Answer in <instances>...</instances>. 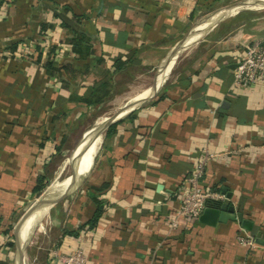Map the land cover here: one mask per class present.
<instances>
[{
    "label": "crops",
    "instance_id": "obj_1",
    "mask_svg": "<svg viewBox=\"0 0 264 264\" xmlns=\"http://www.w3.org/2000/svg\"><path fill=\"white\" fill-rule=\"evenodd\" d=\"M260 2L0 0V264L29 259L61 264L57 257L77 247L86 254L85 264H264V244L255 241L247 251L236 240L246 231L264 242V86L233 84L246 46L264 37ZM78 31L92 38L100 64L94 56L80 60L72 52L68 41ZM180 41L188 42L186 50L180 48L184 56L166 62ZM53 47L57 51L51 56ZM49 56L75 72L48 75L43 65ZM126 57L141 68L159 62L156 57L163 58V66L176 64L164 71L156 92L147 91L114 129L82 133L63 164L86 159L80 173L92 161L93 166L83 183L49 209L50 200L69 184L50 185L51 177L93 112L80 99L89 86L108 79L115 60ZM82 65L89 67L86 72ZM91 140L96 143L88 156ZM205 149L213 157L202 185L223 196L208 200L206 207L229 203L252 222L250 231L237 220L207 224L178 215L183 181ZM40 177L50 185L47 196L16 228L45 190L32 193ZM95 200L101 215L88 228ZM45 202L50 233L47 243L36 247L40 256L29 258L26 241L36 225L27 234L28 225Z\"/></svg>",
    "mask_w": 264,
    "mask_h": 264
},
{
    "label": "built area",
    "instance_id": "obj_2",
    "mask_svg": "<svg viewBox=\"0 0 264 264\" xmlns=\"http://www.w3.org/2000/svg\"><path fill=\"white\" fill-rule=\"evenodd\" d=\"M233 84L237 88L264 86V37L254 40L246 46L244 56L233 71ZM213 157L208 150H203L191 174L183 181L181 188V207L178 212L192 221L199 220L207 208L208 200H220L223 196L216 190L202 185L206 165ZM175 223L173 222L172 225ZM237 243L248 250L255 248V238L246 231L238 234ZM55 254V253H53ZM59 258L61 264H85L86 254L81 247L70 250Z\"/></svg>",
    "mask_w": 264,
    "mask_h": 264
},
{
    "label": "rangeland",
    "instance_id": "obj_3",
    "mask_svg": "<svg viewBox=\"0 0 264 264\" xmlns=\"http://www.w3.org/2000/svg\"><path fill=\"white\" fill-rule=\"evenodd\" d=\"M258 14L261 15V16H264V8L263 9H258ZM187 41V40H186ZM186 41H180V43H182L180 45V47L178 48V50L174 53V55L172 56V58L177 55H179L178 59H177V62L181 59L182 56H184V51L180 52V48L182 46H186L188 42ZM178 44V45H179ZM156 59L159 61L156 63H154L152 66L150 67H143V68H140V70H137V72L133 71V79L131 80H127L125 82V90L123 92H121L120 94H116L107 104L106 106L101 109V110H96L95 108H92L93 109V112L91 113V116L89 117V122L87 124H84V126H82L78 132L76 133V136L74 137V144L71 145L70 149H68L69 151L66 152L63 156V161L60 162V165L57 169V172L56 174L51 177V182H50V185L55 182V181H63L64 179H66L67 177H69L71 175V173L74 171V168L78 165V163H80V169H82L83 167V164L85 163V160H82L78 163H75L74 165H70V164H67V165H64L63 162L66 160V159H70L73 155V153L75 152L74 150V147L75 145H77V143L80 141L81 139V135L82 133H84L85 131L89 130L90 128L96 126L97 124V119L104 115V114H112L115 115L117 114V109L119 110L120 108L122 109L123 107H125L126 105H128L130 103V100L133 99L134 95L138 93V91H141L145 88H148V92H152L153 89L156 87H159L162 82H163V74H164V71L166 69H169L171 70L175 64H176V60L169 65V63H166L168 61V59L166 60V62H164L165 66H164V69L162 68L163 67V63H162V60L163 58H158L156 57ZM173 60V59H172ZM165 61V60H164ZM169 62V61H168ZM162 63V64H161ZM129 78V77H128ZM154 85V86H153ZM138 86V87H137ZM140 86V87H139ZM153 86V89L149 90L151 87ZM135 88V89H134ZM139 90H138V89ZM129 89V90H128ZM137 90V91H136ZM131 91V92H130ZM129 92V93H128ZM134 92V93H133ZM136 92V93H135ZM127 93V94H126ZM134 94V95H133ZM123 98H122V97ZM132 96V97H131ZM130 97V98H129ZM119 104V105H118ZM121 106V107H120ZM102 114V115H101ZM91 135H95V131L90 133ZM93 138V136L91 137V139ZM95 143L96 141L95 140H91L89 142V147L90 148H87V152H88V156H89V153H92L93 152V149H94V146H95ZM91 145V146H90ZM89 149V150H88ZM74 150V151H73ZM79 151V150H78ZM88 159V157H87ZM93 160V159H92ZM64 165V166H63ZM58 174V176H57ZM87 176V175H86ZM86 177H83L77 184H80V183H83V180L85 179ZM60 183V182H58ZM47 186V187H50ZM45 188V190L42 192V195L40 196V198L38 199L39 202H37L35 204V207L33 209H35V211H37V206L39 205L40 203V200H42L45 196V192L48 188ZM35 200V199H34ZM32 200V201H34ZM62 200V199H61ZM61 200H59L58 202H60ZM57 202V203H58ZM56 203V204H57ZM59 204V203H58ZM30 205V204H29ZM54 208V207H53ZM34 211V210H33ZM41 213H38L33 220H31V222L29 223L28 225V229H27V234L28 232H30V230L33 228L34 225H36L34 228H33V232H32V235H31V238H29V241H26L28 242V247H27V254H28V257L31 258L32 255H37V256H40V249H36V247H43V245H45L47 242H46V238L45 236L49 235L50 231H49V228H50V218H49V215H44V212L43 211H40ZM43 213V214H42ZM43 215V216H42ZM42 219L41 223L43 224V229L40 231V229L37 228V225L40 224V220ZM27 264H32V260H27Z\"/></svg>",
    "mask_w": 264,
    "mask_h": 264
},
{
    "label": "trees",
    "instance_id": "obj_4",
    "mask_svg": "<svg viewBox=\"0 0 264 264\" xmlns=\"http://www.w3.org/2000/svg\"><path fill=\"white\" fill-rule=\"evenodd\" d=\"M46 28L47 25L42 24L41 32H44ZM68 44L69 46H71L72 52L75 53L80 60H87L90 56H94V63L100 64L103 61L102 56H97L96 54V50L92 45V38L85 32H74L69 39ZM17 45L18 43H14L9 47V49L11 51H14ZM56 51V47L51 48L50 55L52 56L56 53ZM39 58L40 56L37 57V61H39ZM43 68L48 75L58 77L61 76L62 73H72V71H74V67L72 65H59L51 57L46 60ZM88 68L89 67L85 65L80 66L82 72H86L85 70H88ZM140 68V66L134 64V61L131 57H126L124 59L119 58L115 60V62L113 63L112 72H108L107 74L108 79L106 81H101L89 86L84 96L80 99L81 102H83L87 107L95 108L98 111L103 109L116 94H120L125 90V82L128 79H133V71L137 72V70H140ZM116 124L111 125L108 130L114 129ZM61 148L62 145L57 149V151H61ZM44 182L45 177H40L37 179V184L32 190V193L34 195L41 193L45 189L46 185ZM96 190L98 191L97 188ZM95 203L97 205V210L95 211L93 218L86 223V226L88 228L95 227L101 215L99 202L95 200ZM211 205L216 208L220 207L219 203H211ZM10 231L11 228H8V230H6V233L8 234ZM13 245V242H8L5 244V246L9 248H12Z\"/></svg>",
    "mask_w": 264,
    "mask_h": 264
},
{
    "label": "water",
    "instance_id": "obj_5",
    "mask_svg": "<svg viewBox=\"0 0 264 264\" xmlns=\"http://www.w3.org/2000/svg\"><path fill=\"white\" fill-rule=\"evenodd\" d=\"M181 44H179V46H176L170 56L168 61L171 60L172 56L174 55V53L178 50V48L180 47ZM166 65V64H165ZM164 65V66H165ZM163 66V69H164ZM161 86V85H160ZM159 86V87H160ZM156 87L153 89L152 93L156 92V90L159 88ZM146 98L140 99L138 100L136 103L129 105V106H125L123 107V109L120 112H117V114L113 115L110 120L108 122H106L105 124L97 127L94 126L92 128H90L86 133H92L94 131L96 132H105L107 130V128L109 126H111L112 124H114L115 122H118L119 120H121L124 116H126L127 114H129L130 112H132L141 102H143ZM83 142V141H82ZM95 156V155H94ZM94 156L92 158H94ZM81 159V158H80ZM70 163V162H69ZM80 163H78V165L74 168V171L71 173L70 177V181L68 186L66 187V189L60 193L57 194L55 197H53L48 205V208L50 209L54 204H56L59 200H61L65 194H67L71 189H73L76 184L87 175V173L90 171V169L93 166V161L91 162L90 167L85 170L83 173H80L79 168H80ZM70 165H73V163H70ZM224 190V189H223ZM226 195V199L230 200L231 199V195L224 193ZM47 196V195H46ZM45 196V197H46ZM45 197L42 199L44 200ZM38 201V200H37ZM37 201H35L32 205H30L25 214L22 216L21 220L18 222V224L16 225V228L21 226V224H23V222L27 219V216L33 211V208L35 207V204L37 203ZM41 201V200H40ZM239 221L241 223V226L244 230L250 231L252 229V222L246 219L242 218V214L240 213H236L234 210V207L232 205H230L229 203L225 202L222 203L220 205L219 208L216 209H212V208H206L203 213L201 214V216L199 217V221L200 222H204L207 224H214L215 222L219 221V222H226V221ZM255 241L257 244H264V242L261 240L260 235L256 234L255 236Z\"/></svg>",
    "mask_w": 264,
    "mask_h": 264
},
{
    "label": "bare ground",
    "instance_id": "obj_6",
    "mask_svg": "<svg viewBox=\"0 0 264 264\" xmlns=\"http://www.w3.org/2000/svg\"><path fill=\"white\" fill-rule=\"evenodd\" d=\"M254 5V4H253ZM261 7H264V0H262V2H260V4H258V8H261ZM236 11V10H235ZM211 22H208L207 24L206 23H203L202 24V26H205V27H200L199 29H198V27H197V29L195 30V31H200V30H204L209 24H210ZM200 35V34H199ZM195 37L196 38H198V36H197V33L196 34H194V35H192V37H191V39H195ZM197 40V39H196ZM195 40V41H196ZM188 44V43H187ZM182 50H186L187 49V45L186 46H182V48H181ZM165 77H167L166 75H165ZM164 78V77H163ZM138 87V86H137ZM140 87V86H139ZM135 89V88H134ZM138 89V88H137ZM140 89V88H139ZM138 89V90H139ZM129 90V89H128ZM137 91V90H136ZM148 91V88H145V89H143V90H141V91H138V93L137 94H133L134 95V97H133V99H131L130 100V103L127 105V106H129V105H132V104H134V103H136L138 100H140V99H143V98H146L147 96H146V92ZM131 92V91H130ZM129 93V92H128ZM134 93V92H133ZM136 93V92H135ZM127 94V93H126ZM145 95V96H144ZM144 96V97H143ZM122 97V96H121ZM132 97V96H131ZM143 97V98H142ZM123 98V97H122ZM130 98V97H129ZM119 105V104H118ZM121 107V106H120ZM123 109V108H122ZM121 108L118 110L117 109V111H121L122 110ZM102 115V114H101ZM113 115V113L111 114H104V115H102V116H100L98 119H97V124H96V126L97 127H99V126H101V125H103V124H105L106 122H108V119H110L109 117L110 116H112ZM102 133H104L103 131H101V134ZM87 144V143H86ZM89 147V146H88ZM89 150V149H88ZM68 182H69V180L68 179H66V180H63L61 183H59V187L58 188H63L64 186H66L67 184H68ZM58 186V185H57ZM68 186V185H67ZM55 189V188H54ZM60 190V189H59ZM53 193V192H52ZM46 205V202L41 206V208H40V211H42V208H44V206ZM47 210V209H46ZM45 210V211H46ZM44 212V211H43ZM34 214H36V213H34ZM43 214V213H42ZM44 215H46V214H44ZM43 216V215H42ZM23 228V227H22ZM29 233V232H28ZM27 235V234H26ZM24 236V235H23ZM25 237V236H24ZM24 239V238H23ZM22 241V240H21ZM21 246H22V250H24V247H25V245L23 244V242H21ZM21 248V247H20ZM33 260V259H32Z\"/></svg>",
    "mask_w": 264,
    "mask_h": 264
}]
</instances>
